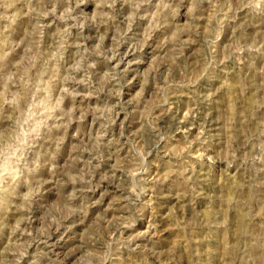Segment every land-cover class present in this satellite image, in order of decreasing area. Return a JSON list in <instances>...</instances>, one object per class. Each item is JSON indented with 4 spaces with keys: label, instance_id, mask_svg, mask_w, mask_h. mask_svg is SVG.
I'll return each mask as SVG.
<instances>
[{
    "label": "rangeland",
    "instance_id": "1",
    "mask_svg": "<svg viewBox=\"0 0 264 264\" xmlns=\"http://www.w3.org/2000/svg\"><path fill=\"white\" fill-rule=\"evenodd\" d=\"M0 264H264V0H0Z\"/></svg>",
    "mask_w": 264,
    "mask_h": 264
},
{
    "label": "bare ground",
    "instance_id": "2",
    "mask_svg": "<svg viewBox=\"0 0 264 264\" xmlns=\"http://www.w3.org/2000/svg\"><path fill=\"white\" fill-rule=\"evenodd\" d=\"M55 28V27H54Z\"/></svg>",
    "mask_w": 264,
    "mask_h": 264
}]
</instances>
